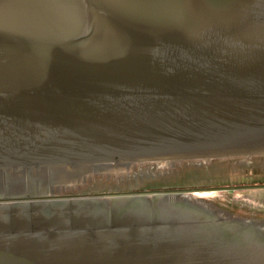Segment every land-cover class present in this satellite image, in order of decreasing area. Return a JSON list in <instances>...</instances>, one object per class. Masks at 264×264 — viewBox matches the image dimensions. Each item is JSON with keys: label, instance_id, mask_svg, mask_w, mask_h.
Listing matches in <instances>:
<instances>
[{"label": "water", "instance_id": "95a60500", "mask_svg": "<svg viewBox=\"0 0 264 264\" xmlns=\"http://www.w3.org/2000/svg\"><path fill=\"white\" fill-rule=\"evenodd\" d=\"M251 183L264 0H0V264H264L249 201L48 197Z\"/></svg>", "mask_w": 264, "mask_h": 264}, {"label": "rangeland", "instance_id": "374dc122", "mask_svg": "<svg viewBox=\"0 0 264 264\" xmlns=\"http://www.w3.org/2000/svg\"><path fill=\"white\" fill-rule=\"evenodd\" d=\"M264 186V183L220 185L205 187L173 188V189H153V190H134V191H115V192H96V193H78V194H60L49 198H71V197H111V196H137L141 194L152 193H177L190 194L195 193L196 197H226L231 196L238 199L251 202L258 210L264 213V190L258 189ZM210 189V190H208ZM170 190V192H165ZM173 190V191H171ZM175 190V191H174ZM157 191V192H154ZM164 191V192H158ZM63 195H66L63 197ZM25 200V199H24Z\"/></svg>", "mask_w": 264, "mask_h": 264}, {"label": "flooded vegetation", "instance_id": "af4514ba", "mask_svg": "<svg viewBox=\"0 0 264 264\" xmlns=\"http://www.w3.org/2000/svg\"><path fill=\"white\" fill-rule=\"evenodd\" d=\"M164 166H165V164H164ZM120 170V169H119ZM104 172H107V171H104ZM104 172H97V173H104ZM108 172H110V171H108ZM78 183H80V182H78ZM76 184V183H75ZM75 184H68V185H56V186H53V187H51V188H49V190H48V197H56L57 196V194H59L60 193V191L61 190H65V189H67V188H69V187H73ZM54 195H56V196H54ZM66 195H63V197H65ZM0 201H2V200H0Z\"/></svg>", "mask_w": 264, "mask_h": 264}, {"label": "trees", "instance_id": "16d2710c", "mask_svg": "<svg viewBox=\"0 0 264 264\" xmlns=\"http://www.w3.org/2000/svg\"><path fill=\"white\" fill-rule=\"evenodd\" d=\"M168 188V187H167ZM208 190H210V189H208ZM171 191H173V190H171ZM175 191V190H174ZM154 192H157V191H154ZM158 192H164V191H158ZM165 192H170V190H166Z\"/></svg>", "mask_w": 264, "mask_h": 264}, {"label": "crops", "instance_id": "0c3cea01", "mask_svg": "<svg viewBox=\"0 0 264 264\" xmlns=\"http://www.w3.org/2000/svg\"><path fill=\"white\" fill-rule=\"evenodd\" d=\"M258 189H262V190H264V186H261V188L259 187Z\"/></svg>", "mask_w": 264, "mask_h": 264}]
</instances>
